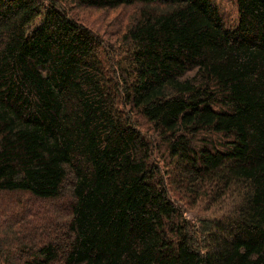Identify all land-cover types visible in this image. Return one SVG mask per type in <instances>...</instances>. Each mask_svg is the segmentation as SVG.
<instances>
[{
  "label": "trees",
  "instance_id": "obj_1",
  "mask_svg": "<svg viewBox=\"0 0 264 264\" xmlns=\"http://www.w3.org/2000/svg\"><path fill=\"white\" fill-rule=\"evenodd\" d=\"M235 1L0 0V200L44 206L0 207V264H264V0Z\"/></svg>",
  "mask_w": 264,
  "mask_h": 264
},
{
  "label": "rangeland",
  "instance_id": "obj_2",
  "mask_svg": "<svg viewBox=\"0 0 264 264\" xmlns=\"http://www.w3.org/2000/svg\"><path fill=\"white\" fill-rule=\"evenodd\" d=\"M213 4L219 9L221 17L225 23V26L230 27L234 26L238 22V6L235 0H211ZM72 15L78 19L79 21H82L84 24H86L88 27L93 28L94 30L102 33L110 40L114 41L115 38V30L116 27L114 25L115 20L120 17L121 10L119 12H105L100 11L96 9H72ZM127 16V13L124 15L123 19H125ZM122 17V15H121ZM178 196V195H177ZM13 197L10 196L7 199L0 200V207L3 208L5 205V208L11 207H17L16 212H13V215H18V218L20 219H29L31 214H34L35 211L38 213L44 211V206L42 205V202L39 201H32L33 203H30V201L25 200H17L12 199ZM21 203V204H20ZM226 201L223 202L220 205L209 207L206 205L197 206L195 209H188L185 212L186 217L191 219H197L199 217H210L211 219H217V217L224 211V210H230L231 207L227 206L226 208ZM13 209V208H12ZM35 211L32 213L31 210ZM41 210V211H40ZM30 211V212H29ZM10 217L13 218V216L10 214ZM50 217V216H49ZM194 222V220L192 221Z\"/></svg>",
  "mask_w": 264,
  "mask_h": 264
}]
</instances>
